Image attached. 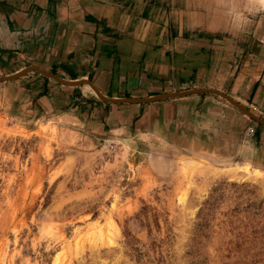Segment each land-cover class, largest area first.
Segmentation results:
<instances>
[{
  "label": "crops",
  "instance_id": "obj_1",
  "mask_svg": "<svg viewBox=\"0 0 264 264\" xmlns=\"http://www.w3.org/2000/svg\"><path fill=\"white\" fill-rule=\"evenodd\" d=\"M193 3L198 1L0 0V76L36 65L67 80H91L116 99L215 89L264 119L260 23L253 32L232 20L220 26L218 9L206 11L204 3L206 13H199ZM40 76L5 82L0 106L20 105L29 115L35 101L40 115L91 148L120 142L132 158L160 151L220 167L249 162L264 171V125L221 95L121 104L100 100L85 86L49 80L47 93L37 96L30 88L42 86ZM250 124L256 133L246 139Z\"/></svg>",
  "mask_w": 264,
  "mask_h": 264
},
{
  "label": "rangeland",
  "instance_id": "obj_2",
  "mask_svg": "<svg viewBox=\"0 0 264 264\" xmlns=\"http://www.w3.org/2000/svg\"><path fill=\"white\" fill-rule=\"evenodd\" d=\"M197 1L220 26L264 33V4ZM30 108L0 106V264H264V171L232 177L230 165L157 151L162 172L151 155L87 147Z\"/></svg>",
  "mask_w": 264,
  "mask_h": 264
},
{
  "label": "water",
  "instance_id": "obj_3",
  "mask_svg": "<svg viewBox=\"0 0 264 264\" xmlns=\"http://www.w3.org/2000/svg\"><path fill=\"white\" fill-rule=\"evenodd\" d=\"M34 72L38 73L39 75L45 78H48L49 80H53L56 83H59L62 85H68V86H73V87H80V86L82 87V86L89 85L93 89V92H94L93 94H95L98 97V99L103 100V101L114 102V103H121V104H144V103H149V102H157V101H161L164 99H168L172 97H180V96L197 93V92L215 93V94L223 96L230 103H232L242 112H244L247 116L255 120L258 124L264 125V119L257 116L256 114L251 112L249 109H247L245 106L241 105L240 103L232 99L231 97L215 89H194V90H188V91H182V92H176V93L175 92L166 93V94H161V95H157L153 97H145V98H132V97L119 98V99L108 98L94 85V83L91 80H88V79H81V80H75V81L67 80L65 78L60 77L59 75L55 73H52L36 65H30L14 73L0 76V83L12 82L30 73H34Z\"/></svg>",
  "mask_w": 264,
  "mask_h": 264
},
{
  "label": "bare ground",
  "instance_id": "obj_4",
  "mask_svg": "<svg viewBox=\"0 0 264 264\" xmlns=\"http://www.w3.org/2000/svg\"><path fill=\"white\" fill-rule=\"evenodd\" d=\"M256 3H259V5L261 4H264V0H252ZM258 5V4H257ZM258 5V6H259ZM262 8V7H261ZM89 86V85H88ZM93 90V89H92ZM151 162L153 163L154 166H156L157 168H159L162 172H167V168L168 166L170 165L169 162L166 161V158L163 157V156H152L151 155ZM200 160V159H199ZM171 161V160H170ZM196 160H194L193 158H190V157H183L182 158V167L181 168H187V167H190V166H197V161L195 162ZM205 161V160H204ZM167 162V163H166ZM200 162V161H198ZM233 164V163H232ZM159 170V171H160ZM226 171H228V173L232 176V177H238L239 175L245 173V174H254V175H259L261 174V170H259L258 168H254L250 165L249 162H243V163H235L233 165H230L229 166V169H227ZM225 173V171H224ZM242 176V175H241ZM245 178V176H244ZM236 179V178H235ZM111 223H113L112 220H110ZM97 231V230H96ZM97 232H99V237L98 238H102L103 237V234L105 232H103L102 228L99 229ZM105 235V234H104ZM92 238V237H91ZM94 238V236H93Z\"/></svg>",
  "mask_w": 264,
  "mask_h": 264
},
{
  "label": "trees",
  "instance_id": "obj_5",
  "mask_svg": "<svg viewBox=\"0 0 264 264\" xmlns=\"http://www.w3.org/2000/svg\"><path fill=\"white\" fill-rule=\"evenodd\" d=\"M41 78H42V80L44 82H43L42 86L39 89L38 88H35V87H31L30 88V89L38 90V95L37 96H42V95L46 94L47 93V90H48V82H49V79L48 78H45V77H41Z\"/></svg>",
  "mask_w": 264,
  "mask_h": 264
},
{
  "label": "built area",
  "instance_id": "obj_6",
  "mask_svg": "<svg viewBox=\"0 0 264 264\" xmlns=\"http://www.w3.org/2000/svg\"><path fill=\"white\" fill-rule=\"evenodd\" d=\"M243 133H244V137L246 139H250V138L254 137V135L256 133V125L250 124V125L246 126Z\"/></svg>",
  "mask_w": 264,
  "mask_h": 264
}]
</instances>
